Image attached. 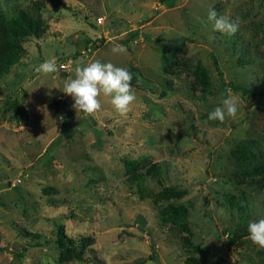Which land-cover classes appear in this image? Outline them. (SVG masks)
I'll return each mask as SVG.
<instances>
[{"label":"rangeland","instance_id":"1","mask_svg":"<svg viewBox=\"0 0 264 264\" xmlns=\"http://www.w3.org/2000/svg\"><path fill=\"white\" fill-rule=\"evenodd\" d=\"M31 1L0 0V19ZM41 1L45 33L0 78V264H264L247 239L264 218V0ZM209 9L237 33L213 31ZM48 59L57 71L38 74ZM95 61L131 71L126 115L101 95L78 119L62 92ZM229 91L237 117L208 121ZM178 206L189 232L166 219ZM61 232L76 239L66 255Z\"/></svg>","mask_w":264,"mask_h":264},{"label":"clouds","instance_id":"2","mask_svg":"<svg viewBox=\"0 0 264 264\" xmlns=\"http://www.w3.org/2000/svg\"><path fill=\"white\" fill-rule=\"evenodd\" d=\"M208 20L212 24L213 31L227 35H234L240 27V19H232L228 15H220L213 9L208 11ZM113 53L122 54L127 49L122 45H114ZM35 71L45 76L55 73L57 65L54 59L45 60L36 66ZM75 78H69L63 86L62 92L71 96L79 119L81 113L85 116L93 115L101 109L99 97H111V104L119 115H126L129 106L135 101L136 96L132 90L133 75L126 67H118L112 63L91 62L86 66H76ZM61 90V89H60ZM46 109V106L43 111ZM239 111V97L229 94L222 98L220 104L208 113V121L225 122L226 119H235ZM247 239L257 247L264 250V218L252 221L248 224Z\"/></svg>","mask_w":264,"mask_h":264},{"label":"trees","instance_id":"3","mask_svg":"<svg viewBox=\"0 0 264 264\" xmlns=\"http://www.w3.org/2000/svg\"><path fill=\"white\" fill-rule=\"evenodd\" d=\"M59 5L66 6L64 0H55ZM44 6L43 1L33 0L30 4L26 5L18 11L17 14L12 16L9 20L0 19V78L2 75L8 73L12 66L17 64L24 52L22 40L27 36H42L46 29L47 24L41 16V11ZM104 40V38L102 39ZM94 46L99 47V44ZM131 47L129 46V49ZM196 77L200 80L203 87L208 88L210 85V78L207 71H205L200 65L197 66L195 71ZM235 90H239L244 94L260 95L259 92H253L244 85H236L233 82L230 84ZM135 162L128 161L129 168L134 166ZM166 192L169 194L177 195L175 187H167ZM229 204L232 206L236 201L235 197L231 194L227 196ZM187 209L184 206L174 207L169 210V217L167 220L173 222L181 230L189 232L190 228L187 222ZM230 233L234 235H240V230L229 229ZM90 240L89 237H82L81 243H85ZM57 242L61 247L63 255L70 253L76 246V239L67 237L64 232H61Z\"/></svg>","mask_w":264,"mask_h":264}]
</instances>
